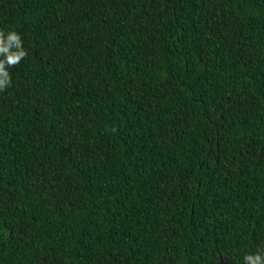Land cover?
<instances>
[{
    "label": "trees",
    "instance_id": "obj_1",
    "mask_svg": "<svg viewBox=\"0 0 264 264\" xmlns=\"http://www.w3.org/2000/svg\"><path fill=\"white\" fill-rule=\"evenodd\" d=\"M0 264L264 253V0H0Z\"/></svg>",
    "mask_w": 264,
    "mask_h": 264
},
{
    "label": "clouds",
    "instance_id": "obj_2",
    "mask_svg": "<svg viewBox=\"0 0 264 264\" xmlns=\"http://www.w3.org/2000/svg\"><path fill=\"white\" fill-rule=\"evenodd\" d=\"M28 56L23 47L21 36L11 31L5 34L0 31V91L12 86L9 68L18 66ZM244 264H264V253L256 252L244 256Z\"/></svg>",
    "mask_w": 264,
    "mask_h": 264
}]
</instances>
